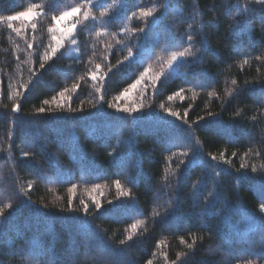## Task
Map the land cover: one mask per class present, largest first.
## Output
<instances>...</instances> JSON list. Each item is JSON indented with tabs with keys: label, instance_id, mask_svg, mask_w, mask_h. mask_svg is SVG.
Masks as SVG:
<instances>
[{
	"label": "trees",
	"instance_id": "trees-1",
	"mask_svg": "<svg viewBox=\"0 0 264 264\" xmlns=\"http://www.w3.org/2000/svg\"><path fill=\"white\" fill-rule=\"evenodd\" d=\"M33 5L38 16L12 21L19 35L0 22V207L11 205L0 216V264H264V60L257 59L264 57V5L0 0V16ZM78 6L70 42L41 69L55 43L48 32L53 17ZM153 7L147 22L137 19ZM245 7L253 11L244 15ZM189 34L196 54L178 62L171 76L164 61L189 46ZM244 59L250 62L242 65ZM145 68L149 74L134 98L120 96ZM29 80L27 89L20 87ZM181 89L183 99L168 100ZM241 164L246 167L237 171ZM116 180L129 196L118 195ZM153 209L161 215L154 218ZM137 220L145 224L120 245Z\"/></svg>",
	"mask_w": 264,
	"mask_h": 264
},
{
	"label": "snow or ice",
	"instance_id": "snow-or-ice-1",
	"mask_svg": "<svg viewBox=\"0 0 264 264\" xmlns=\"http://www.w3.org/2000/svg\"><path fill=\"white\" fill-rule=\"evenodd\" d=\"M91 2H92V0H87V3H88V4H91ZM256 3L261 4V5H264V0H256ZM35 7H39V6H38V5H33L32 7H30V8L28 9L27 12H21V13H19L17 16H11V15H9V16H0V22L7 21V22H8V23H7V27H8L9 29H11L12 31L16 32V33L19 35V33H20V29H18V28H14V27H13V24H12V21H13V20H16V19H19L20 17H24V18L30 19L32 16H38V15L40 14L39 12H33V11H32V9L35 8ZM80 10H81L80 6H78V7H73V8H71L69 11H66V12L61 13L59 19H60V20H63V19H65L66 17L73 16L74 14L78 13ZM156 11H157V9H155L154 7H153V8H150V9H147V10H143V9H142V10L140 11V15H139V17H137V19H143L145 22H147V19L150 18V17H152ZM250 11H253V10L250 9V8L245 7V8L242 10V13H243L244 15H246V14H247L248 12H250ZM107 14H108V13H107V10H105V11H103V12L100 13V17H104V16H106ZM135 15H136V14L133 13V16H135ZM89 17H90L89 12L85 11V13H84V20H88ZM91 18H92V19H96V17H91ZM53 20H57V18H56V17H53ZM31 26H32L33 29L36 28V24H35V23H33ZM188 27L191 28L192 25L190 24ZM74 28H75V24H73L72 28L67 29V35H70V34L72 33V31H73ZM230 28H234V25H230ZM137 31H139V32H143V31H145V29L142 27V28L138 29ZM48 32L51 34V39H52V41H55V43H54V44H51V43H50L49 46H48V50L45 51V53H44V55H43V57H42V61H41V63H40V68H41V69H43V68L45 67V64H46L49 60H51V59L56 55V53L59 51V49H60L61 47H63V43H62V41H64L65 38H66V36H65L64 34H62L59 38H57V35H56V33H57V29H56L55 27H49V28H48ZM97 35H100V33H97ZM187 39H188V41H189V46H188V47L183 48V50H181V51H173V52L168 53L167 59L164 61V63H165L169 68H172L176 63L180 62L181 60H184V59H186V58H188V57H193V56H195L196 53L193 52V50H192V46H191V42H192L193 39H194L193 35L189 34L188 37H187ZM72 42H73V44L76 43V41H75L74 39H73ZM32 47H33V45H32L31 43H29V44H28V48L31 49ZM132 55H133V52H132L131 49H129V50H128V57H130V56H132ZM128 57H125V59H128ZM158 59H160V57H158ZM257 59H258V60H264V57H257ZM249 62H250L249 59H244V60L241 62V64H242V65H243V64H248ZM118 63H119V62H118ZM96 68L99 69V68H100V65L97 64V65H96ZM109 70H111V69H109ZM149 71H150V68H145L144 71L140 73L139 78H138L133 84L129 85L128 88H125V89L120 93V96L125 95L126 93H128V92L130 91V89H134V88L137 87V85L141 84V82L144 80V78L149 74ZM35 75H36L35 72H31V76H35ZM91 78H92L93 80H95V79H96V75H95V74H92ZM152 78H153L154 81H155V80H159V78H160V73L155 74ZM30 83H31V80H29L28 82H25V83L21 84L20 87H21V88H24V89H27ZM232 85H233V86L236 85V81H235V80L232 81ZM153 87H155V84L153 85ZM77 88H78V85L74 83L73 86H72V91H76ZM67 91H68V89H64V91H61L60 93H58V95H59L60 97H64L65 92H67ZM183 91H184V90L181 89L179 92L174 93L172 96H169V97H168V100L171 101L175 96H181V92H183ZM233 91H234V88H229V89L227 90V94L230 95ZM97 92H98V93L100 92V89H99V88H97ZM21 94H22V93H20L19 91H17V92L15 93V96H16V97H19ZM194 95H195V93H194ZM210 95H212V93H210ZM120 96L115 97V99L119 100V99H120ZM261 96H264V88L261 89ZM9 98H10V99H14V97H12V96H10ZM52 99L55 101V100H56V97H53ZM181 99H183L182 96H181ZM44 103H45V104H48L49 101L45 100ZM108 106H109V108H114V107H115V108H117L118 111H122V112L129 113V114H130L132 111H135V110H136V109H134V108H128V107L119 108L117 105H114V104H112V103H109ZM161 108L164 109V111L167 112L168 115H171V116L176 117V118L179 119V115H178L177 112H175V111H170V110L164 108L163 105H161ZM69 110L71 111L72 109H69ZM12 111H13V112H17V111H19V105H18V103H15V102L13 103V105H12ZM36 111L39 112V113H42V112L45 111V109H44L43 107H41V108L36 109ZM238 114H239V113H237V115H238ZM209 115H211V113H209ZM185 116H187V112H185ZM200 119H203V117H201ZM253 119H255V117H253ZM185 123H187V120H185ZM250 152H251V149H249V153H250ZM249 153H245V155H248ZM256 154H257V155H260L259 152H257ZM23 155H24L25 157H27V156H29V153L25 152V153H23ZM175 155H176V154L173 153V156H175ZM188 155H189L188 152H181V153H180V156L187 157ZM233 155H235V153H233ZM224 157H225V153H224V152H221L220 155H219V158H220L221 160H223L225 163H227V160L224 159ZM211 159L215 161V160H217L218 158H217V156L213 155V156H211ZM184 162H185L184 160H179V164H183ZM179 164H178V167H179ZM245 167H246L245 164H241L240 169H237V171H240V170L244 169ZM166 171H167V170H166ZM256 171H257V168H256L255 165H253V166H252V172L255 173ZM114 183H115V186H116V189H117V192H118V195H119V196H121V197H126V196H129V195H130V191L127 190V189H125V188L122 186V184H121V182H120L119 180H116ZM29 187H31V184H29ZM75 187H76V186L73 185V187H72V188H69L68 191H69L70 193L73 192L74 189H75ZM95 187L98 188L99 185H96ZM210 195H211V193H210ZM262 198H264V193H262ZM68 203H69V208H71V205H72V200H71V198H69ZM109 203H111V201H109ZM81 204H82V206H83V211L85 212V214H87L88 211H89L88 205L85 204L83 201H81ZM94 204H95V207H96L97 210H99V209L102 207V205H101L99 202L94 201ZM9 207H11V205H4L3 207H0V216H3V215H4V212H5V208H9ZM259 212L261 213V221H260V222H261V224H264V202H262V203L259 205ZM160 215H161V212H160V211H158V210H156V209H153L152 216H153L154 218H155V217H159ZM144 224H145V221H143V220H137V221H135L134 223H132V224L129 226V228L125 229V232H126L127 234L125 235V237H124L123 239H121V240L119 241V244H120V245H125L128 241H130V240L133 238V235H134V234H137V232L139 231V229H140ZM195 242H196V237L193 235V242H192V243H188V244H187V248L190 249V250L193 249V247H194V245H195ZM181 243H184L183 238H181ZM179 258H180V257H179V255H178V256H177V259H179ZM148 264H152V261L149 260V261H148ZM172 264H176V262L173 261ZM241 264H254V262L251 261V260H244V261L241 262Z\"/></svg>",
	"mask_w": 264,
	"mask_h": 264
},
{
	"label": "rangeland",
	"instance_id": "rangeland-1",
	"mask_svg": "<svg viewBox=\"0 0 264 264\" xmlns=\"http://www.w3.org/2000/svg\"><path fill=\"white\" fill-rule=\"evenodd\" d=\"M78 13L74 14L73 16L66 17L63 20H60L59 19L60 16H59V17H57V20H55V26L54 27L57 29V33H56L57 38H59L62 34H64L66 36L65 40L62 41L63 44H65L66 41H69L70 37H69V35H67V29L72 28V27H70V25L73 23V21L76 20ZM34 17L35 16H32L30 19H27L24 17H20V18H21V20L30 22L32 19H34ZM176 65H177V63L172 68H169V74L171 76H174L177 72V66ZM136 91H137V88L131 89L128 93H126L124 95L125 99L134 98Z\"/></svg>",
	"mask_w": 264,
	"mask_h": 264
}]
</instances>
